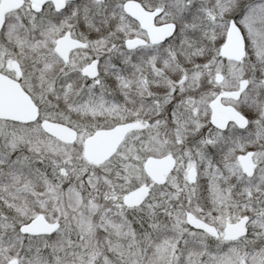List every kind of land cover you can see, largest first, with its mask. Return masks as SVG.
I'll list each match as a JSON object with an SVG mask.
<instances>
[{
	"label": "snow or ice",
	"instance_id": "1",
	"mask_svg": "<svg viewBox=\"0 0 264 264\" xmlns=\"http://www.w3.org/2000/svg\"><path fill=\"white\" fill-rule=\"evenodd\" d=\"M0 264H264V0H0Z\"/></svg>",
	"mask_w": 264,
	"mask_h": 264
}]
</instances>
